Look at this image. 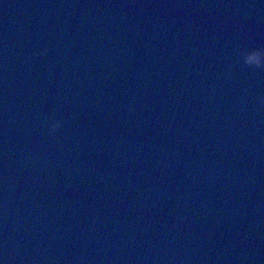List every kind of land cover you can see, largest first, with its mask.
Returning a JSON list of instances; mask_svg holds the SVG:
<instances>
[{
  "label": "water",
  "instance_id": "obj_1",
  "mask_svg": "<svg viewBox=\"0 0 264 264\" xmlns=\"http://www.w3.org/2000/svg\"><path fill=\"white\" fill-rule=\"evenodd\" d=\"M258 49L264 0H0V264H264Z\"/></svg>",
  "mask_w": 264,
  "mask_h": 264
},
{
  "label": "clouds",
  "instance_id": "obj_2",
  "mask_svg": "<svg viewBox=\"0 0 264 264\" xmlns=\"http://www.w3.org/2000/svg\"><path fill=\"white\" fill-rule=\"evenodd\" d=\"M46 51H47V49L44 50V53H46ZM44 53H42V54H44ZM252 54H258V55L264 57V49L242 52L241 55L243 57V62L245 64V66H247L249 68H253V69L264 70V59L255 60V61L251 60V59H249V56ZM261 103L264 104V99L261 100ZM60 126L61 125H60L59 121L53 122L50 126L51 133H56L59 130Z\"/></svg>",
  "mask_w": 264,
  "mask_h": 264
}]
</instances>
